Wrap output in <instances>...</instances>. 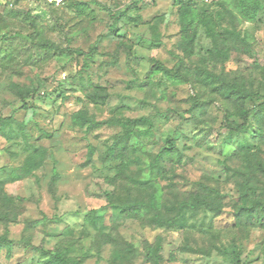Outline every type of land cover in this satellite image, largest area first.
<instances>
[{"label": "rangeland", "instance_id": "rangeland-1", "mask_svg": "<svg viewBox=\"0 0 264 264\" xmlns=\"http://www.w3.org/2000/svg\"><path fill=\"white\" fill-rule=\"evenodd\" d=\"M227 1H194L198 10L215 19L219 31L234 28L250 43L246 50H231L225 59L216 60L202 28L195 55L187 57L175 0H0V118L14 119L0 131V181L17 214L15 221H0V235L66 250L84 259L83 264H149L142 257L147 244L161 248V264H264V230L239 228L233 216L243 173L250 172L252 184L264 187V175L252 168L255 157L264 161V111L251 114L247 132L229 134L226 110L233 122L241 123V102L225 99L219 81L210 83L203 73L206 69L243 88L245 109L264 102V0H258L259 11L251 22L234 6L236 16L231 17ZM80 2L88 4L86 11L78 7ZM94 2L126 16L115 21ZM27 16L35 20L34 26ZM121 42L132 49L131 69L124 51L117 65L104 57L114 54ZM53 44L86 53L97 47L100 55L93 60L77 53L68 56ZM155 60L188 73L190 83L151 76ZM12 84L41 96L23 109ZM93 86L108 89L105 107L86 99ZM196 100L201 108H193ZM78 111L97 121L147 122L133 127L130 152L113 158L107 151L127 130L114 125L75 128L72 116ZM169 139L175 141L182 162L168 164L170 180L155 181L151 164ZM37 147L47 148L51 159L33 176L10 181V173ZM91 148L94 154L88 163ZM54 169L59 179L53 192ZM156 188L167 200L217 190L224 196L223 212H190L182 230L151 228L120 215V204L148 200ZM91 211L103 218V232L138 249L136 259L114 261V248L100 246L98 230L85 221ZM42 261L39 252L20 244L13 247L11 259L6 248L0 251V264Z\"/></svg>", "mask_w": 264, "mask_h": 264}, {"label": "trees", "instance_id": "trees-1", "mask_svg": "<svg viewBox=\"0 0 264 264\" xmlns=\"http://www.w3.org/2000/svg\"><path fill=\"white\" fill-rule=\"evenodd\" d=\"M179 6V21L181 25V46L188 58L195 55V43L198 36L199 29H204L206 36L211 40L213 49L211 55L214 59H225L227 52L231 50H246L249 47V41L246 36L234 28H224L222 31L218 30V23L206 11H200L194 6L195 0H175ZM100 9L107 11L114 18L115 21H120L126 16L124 13L112 14L104 6L94 2ZM227 8L231 17H235L233 6L239 11L240 15L247 19V21H254L258 11V0H228ZM78 7L82 11L88 9V4L79 3ZM33 26L35 20L27 16ZM53 47L61 50L68 56L79 54L84 56L87 60H93L96 56L100 55L97 47H93L88 53L81 50H73L69 47L61 49L53 44ZM120 51L127 54L128 67L132 57V49H130L125 42L118 44L114 54L106 53L104 57L111 60L112 65H117L119 61ZM203 73L207 74V80L213 83L212 79H216L220 84V94L227 100L233 102H241L237 116L241 123H236L231 120L232 116L226 110L224 123L229 134H242L249 130L251 126V114L261 113L264 111V102L251 109H245L242 106L247 94L243 88L227 82L221 76H217L206 69ZM162 74L170 80L189 84L190 76L188 73L182 71L180 68H169L162 64L160 61L155 60L150 75ZM11 91L22 102L23 109L31 108L33 100L41 96L37 90L23 88L17 84L11 85ZM109 91L103 86H93L91 91L86 93V99L95 106L105 107L109 100ZM198 106V101L193 105V108ZM198 106L197 108H199ZM201 108V107H200ZM13 117L0 118V131L4 132L6 126L12 122ZM147 122L145 118L135 119L128 122L121 120L97 121L94 117L89 116L86 112L78 111L72 116V124L75 128H87L93 130L103 125L121 126L127 130L126 134L115 142L109 149L110 157L123 156L125 152L129 151V140L133 135V127L136 125H144ZM22 133L25 136V130L22 128ZM262 136V133L260 134ZM51 138V135H46ZM94 149H90L87 162L90 163ZM52 155L45 147L34 148L26 156L22 166L19 169H14L10 173V181H19L29 178L40 170ZM182 162V155L178 152L174 140L169 139L168 145L155 156L151 168L155 181L170 180V171H168V164H180ZM252 168L255 172L264 175V161L254 158ZM243 181L239 184V204L234 211V223L239 228H257L264 230V187H257L252 184V174L246 172L242 174ZM59 176L54 169V175L51 181L53 192L55 191L56 184ZM5 182L0 181V201L4 207V211L0 214V221L5 223L15 221L17 214L14 208V200L5 192ZM224 196L217 190L210 189L209 192L199 190L194 194L188 195L182 200L175 198L174 200H167L164 193L159 188L152 193L148 200L135 199L128 200L119 205V212L122 217L140 220L144 225L151 228H168L173 230H182L187 227L188 213H197L201 210L208 211L215 215H220L223 212ZM111 203V202H110ZM85 221L94 229L98 230L97 242L100 246L111 245L114 248L113 259L114 261L133 260L138 257V249L131 243L126 242L121 237L113 235L112 233H105L102 229L103 218L97 216L95 211H91L85 215ZM101 225V227H100ZM16 244L24 246L26 249H33L40 253L43 258L42 264H83L84 259L71 257L67 254L66 250L61 249H48L40 246H35L31 239L21 240L15 242L7 235H0V251L2 248L7 249V258L11 259L12 249ZM143 258L149 264H161L163 257L161 256V248H155L153 244L145 246ZM238 264V262H236Z\"/></svg>", "mask_w": 264, "mask_h": 264}]
</instances>
